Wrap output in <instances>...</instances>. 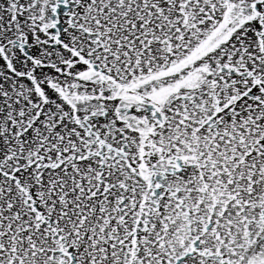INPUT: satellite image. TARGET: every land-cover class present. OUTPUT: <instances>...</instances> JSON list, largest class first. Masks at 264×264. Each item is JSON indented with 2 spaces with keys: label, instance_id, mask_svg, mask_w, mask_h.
<instances>
[{
  "label": "snow or ice",
  "instance_id": "snow-or-ice-1",
  "mask_svg": "<svg viewBox=\"0 0 264 264\" xmlns=\"http://www.w3.org/2000/svg\"><path fill=\"white\" fill-rule=\"evenodd\" d=\"M0 264H264V0H0Z\"/></svg>",
  "mask_w": 264,
  "mask_h": 264
}]
</instances>
